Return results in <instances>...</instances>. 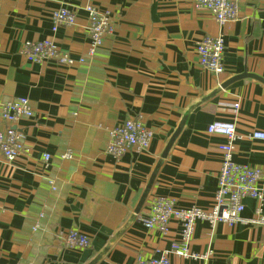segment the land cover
<instances>
[{
    "label": "crops",
    "instance_id": "0c3cea01",
    "mask_svg": "<svg viewBox=\"0 0 264 264\" xmlns=\"http://www.w3.org/2000/svg\"><path fill=\"white\" fill-rule=\"evenodd\" d=\"M89 5L108 12L113 25L92 60L69 66L23 56L25 41L47 37L84 56ZM59 7L76 19L52 32ZM219 34L224 69L214 75L195 45ZM18 97L29 99L33 114L16 123L26 152L11 160L0 153V264L157 257L180 239L181 223L171 219L165 235L147 229L138 217L153 198L205 209L214 202L225 138L207 133L209 124L233 123L242 135L233 160L264 176V141L247 137L264 130V0H242L224 25L194 0H0V105ZM126 119L141 120L152 138L147 149L114 157L106 152L108 130ZM6 125L0 115V129ZM260 185L264 194V177ZM243 203L246 222L195 223L188 246L205 257L171 254V264H264V223L249 221L254 199ZM68 229L85 233L90 245L66 248Z\"/></svg>",
    "mask_w": 264,
    "mask_h": 264
},
{
    "label": "built area",
    "instance_id": "2783aa9c",
    "mask_svg": "<svg viewBox=\"0 0 264 264\" xmlns=\"http://www.w3.org/2000/svg\"><path fill=\"white\" fill-rule=\"evenodd\" d=\"M242 0H194L197 7L207 8L214 15L219 25L234 20L237 17L238 6ZM88 15L87 33L89 46L84 56L74 58L69 52L60 50L57 45L47 37L41 40L25 41L21 53L30 62L53 60L62 65H74L92 60L103 38L112 30V21L108 12L101 11L95 6H86ZM75 12L67 7H59L52 11V32L60 26L74 24ZM195 52L200 65L213 73L220 74L223 69L224 38L222 34L217 36H204L196 42ZM238 104L233 106L237 107ZM33 114L29 99L18 97L0 105V115L7 124L0 129V153L8 160L26 152L24 136L16 128V123L22 117H31ZM207 133H216L224 136L225 140L217 145L221 156L220 169L217 175V185L214 192V202L210 208L197 206L179 207L172 198L156 197L149 205L146 216L138 219L147 229H155L161 235L168 231V224L175 218L181 223L180 239L171 240L170 246L163 250L157 257H139L136 264H171V254L199 258L205 254H198L189 249L188 242L191 239L194 225L198 220L206 221L211 226L218 222L234 225L238 222H246L242 216L244 200L252 198L256 201L255 216L249 221L253 223H264L262 210L264 205V194L260 185L263 179V170L247 164H240L233 160L234 144L242 138L233 123L215 121L206 128ZM248 138L264 141V130L251 131ZM152 138V131L146 128L139 119H126L119 125L108 130V144L106 152L119 157L126 150L135 149L142 151L147 149ZM69 154H64L66 157ZM43 160L48 162L50 155L43 153ZM51 188L54 181L48 179ZM38 228L35 223L33 230ZM63 243L66 248H86L90 245L89 237L76 229H68L64 232Z\"/></svg>",
    "mask_w": 264,
    "mask_h": 264
}]
</instances>
